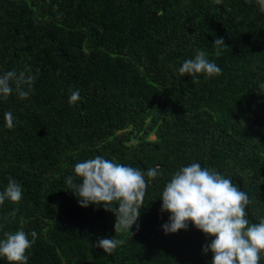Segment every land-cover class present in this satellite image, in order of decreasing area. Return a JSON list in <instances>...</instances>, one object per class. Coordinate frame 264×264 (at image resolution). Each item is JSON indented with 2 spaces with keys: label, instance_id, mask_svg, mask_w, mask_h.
<instances>
[{
  "label": "trees",
  "instance_id": "16d2710c",
  "mask_svg": "<svg viewBox=\"0 0 264 264\" xmlns=\"http://www.w3.org/2000/svg\"><path fill=\"white\" fill-rule=\"evenodd\" d=\"M196 50L221 74L181 77ZM13 70L36 80L27 99L0 100V191L11 177L23 193L0 205V239L35 231L27 264H211L202 251L211 237L191 224L162 231L163 188L192 163L247 193L250 223L264 218V12L255 0H0V75ZM98 155L144 172L159 166L131 234L67 192L74 165ZM112 237L124 243L111 254L94 248Z\"/></svg>",
  "mask_w": 264,
  "mask_h": 264
},
{
  "label": "clouds",
  "instance_id": "9594fccd",
  "mask_svg": "<svg viewBox=\"0 0 264 264\" xmlns=\"http://www.w3.org/2000/svg\"><path fill=\"white\" fill-rule=\"evenodd\" d=\"M213 2L219 5L222 0ZM255 3L264 12V0H255ZM61 17L62 13L57 18ZM212 44L217 55L226 47L222 37L216 38ZM207 56L204 50H196L194 57L186 59L179 67V75L197 78V83L201 75L206 78L220 75L222 69ZM35 80L36 75L30 71L17 74L13 70L0 75V100L6 101L13 92L21 100L27 99ZM259 87L264 89V84ZM78 100L79 89L71 92L69 104L74 105ZM3 119L7 129L14 127L11 111H6ZM160 174L159 166L144 172L98 155L74 165L73 174L66 178L70 189L67 192L73 194L82 208L92 205L113 214L114 232L130 233L140 217L148 181ZM22 194L21 185L9 177L7 187L0 191V205L6 200L18 203ZM160 200L161 213H169L168 222L162 225L165 235L186 230L191 224L206 237L212 238L211 243L202 249L204 254H212L211 264H259L264 253V218L258 223H250L246 213L249 197L232 179L214 169L192 163L171 176ZM36 238L35 231L26 233L22 228L5 233L0 239V258L7 264H27L25 253ZM123 243V240L113 237L98 238L93 246L111 254Z\"/></svg>",
  "mask_w": 264,
  "mask_h": 264
},
{
  "label": "rangeland",
  "instance_id": "374dc122",
  "mask_svg": "<svg viewBox=\"0 0 264 264\" xmlns=\"http://www.w3.org/2000/svg\"><path fill=\"white\" fill-rule=\"evenodd\" d=\"M148 138H150V139H151V138H153V135H152V134H150V135L148 136Z\"/></svg>",
  "mask_w": 264,
  "mask_h": 264
}]
</instances>
